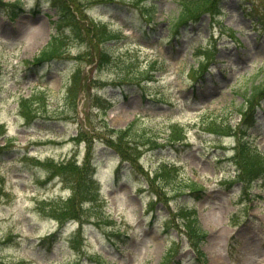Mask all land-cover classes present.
I'll return each mask as SVG.
<instances>
[{
    "label": "rangeland",
    "instance_id": "obj_1",
    "mask_svg": "<svg viewBox=\"0 0 264 264\" xmlns=\"http://www.w3.org/2000/svg\"><path fill=\"white\" fill-rule=\"evenodd\" d=\"M181 1L154 0L156 30L149 40L148 28H139L143 15L138 10L120 6V12L118 6L106 5L86 8L88 16L120 28L127 38L118 42H106L102 35L86 29L80 40H74L71 27L56 25L61 19L49 3L41 2L40 11L34 12L36 1L25 0L26 12L11 20L0 11V146H5L0 150V181H5L0 186V264H101L96 254L109 264H200L173 216V210L182 205L196 209L199 222L209 233L208 243L203 244L208 264H264V178L252 184L244 182L241 187L233 181L238 176L234 177L235 166L230 162L242 95L264 77V28L257 23L258 18L264 21V0H223L215 23L206 14L194 26L179 27V39L165 40ZM247 1L249 6L255 5L253 15H246L250 11ZM55 34L64 37L63 56L50 65L30 69L28 62ZM129 47L142 48V65L150 60L164 62L166 70L158 75L160 85L152 87L150 93L164 95L173 105L152 103L138 92L123 98L122 91L113 86L114 78L131 76L138 66L137 61L133 67L123 61L116 64L119 60L114 57ZM103 50L108 54L118 51L107 67L99 58ZM203 53L213 54V61L199 88L190 74L203 62ZM78 69L93 98L95 94L107 98L110 106L105 120L111 128H125L140 116L146 133L162 142L170 122L183 125L188 133L183 147L145 148L142 163L151 171L163 161L174 163L178 171L168 168L173 175L178 174L176 180L188 175L206 190L205 197L196 201L189 192L178 198L167 187L169 205L157 202L150 208L148 204L156 197L149 193L145 178L135 179L129 164L102 142H95L96 168H90V175L97 182L98 200L81 201H89L84 203L83 213L90 223L82 230L84 247L79 262L73 248L77 224L60 228L49 217L51 206H59V197L71 194V185L60 177L49 180L44 163L79 154L78 164H84L86 145L72 140L79 126L90 130L83 111L91 102L82 96L79 107L71 113L46 109L32 124H26L17 109L20 99L30 97L35 90L47 88L63 95ZM105 82L109 86L104 94L96 87ZM61 104L63 101L53 100L51 108ZM257 116L260 121L249 134L264 152V113L259 111ZM101 118L92 116L95 129L101 128ZM211 123L221 132L209 131ZM168 252L172 256L166 260Z\"/></svg>",
    "mask_w": 264,
    "mask_h": 264
},
{
    "label": "trees",
    "instance_id": "obj_2",
    "mask_svg": "<svg viewBox=\"0 0 264 264\" xmlns=\"http://www.w3.org/2000/svg\"><path fill=\"white\" fill-rule=\"evenodd\" d=\"M56 8L57 14L60 16L61 21L57 23L67 24L71 27V30L76 34L74 40H80L84 29L89 32H94L96 35H102L105 37V41L118 42L122 39L127 38L122 34L119 28H115L111 23L94 22L87 15L86 8H91L94 5L106 4L111 5L114 0H50ZM221 0H182L178 15L173 17L170 22L171 37H174L177 33V28L183 24H187L189 20L198 19L203 14H210L215 17L219 12V3ZM129 5L136 6L141 11L142 15L145 16L147 22L150 24L154 20L155 15V4L152 5L148 0H131L128 2ZM0 7L4 8L11 17L17 15V11L23 9L22 0H18L14 3H4L0 0ZM255 5H252L251 13H254ZM258 22H264L262 19H258ZM103 23V24H102ZM82 25L84 27H82ZM153 31V28L151 29ZM65 41L64 37L55 34L52 36L49 44L35 57L34 65L38 66L45 62L52 63L57 58L62 57L64 52ZM123 51V49L121 50ZM118 51L111 52V54L103 50L100 53V60L104 67L109 65V61L115 56ZM138 52V54H137ZM140 50L135 48H126L125 52H122L116 62H124L126 65L133 67V62L137 61V67L134 71H131V76L122 75L116 79V85L122 86L123 88H140L144 93H150L152 87L159 86V79L155 76V71H165L166 67L164 62L159 60L151 62L148 67L143 66L140 63ZM111 55V56H110ZM110 56V57H109ZM112 57V58H111ZM213 59V54H208L204 64H207ZM96 60V59H95ZM93 60L92 62H94ZM203 64V65H204ZM147 67V68H146ZM205 66H201L199 69H193L190 77L196 80L200 77V73ZM197 76V78H195ZM86 78H88L85 75ZM152 81L153 86L149 84ZM106 86V83H101L98 89ZM89 95L91 97L90 111L85 113L86 125H90V130L79 128V135L74 139L78 142H86L88 145V156L85 159L83 166H79L75 159V156L68 160L56 162L54 159H48L44 163L49 173V180L54 177H60L66 185H71L72 195L66 200H60L59 206L52 205L50 208L49 217L64 222L70 218L78 219L83 221V206L81 201L91 199L90 201L95 202L97 199L95 193V180L89 174L88 161L92 155V144L95 139L104 141L108 146L113 147L119 152L125 159L129 160L137 170L144 173L141 167L138 165V157L144 152L145 148L154 149L165 144H177L182 143L186 136V129L179 123L170 124L169 131L170 135L165 139V144L159 143L158 138L153 137L148 132L146 133L145 120L138 118L133 121L129 126L124 129H113L106 121L101 118L102 126L100 129H95L92 121L94 114L100 115V110H103L106 102L102 99V96L93 94L87 88V80L82 79L80 69L73 72L71 79L67 82L66 91L63 95L52 93L48 89L35 90L29 98H23L19 106L20 115L26 120L28 124L36 121L46 109H52L54 111H60L59 114L64 112L71 113L72 110H76L78 107V100L80 94ZM153 103H165L170 101L164 95L156 94L155 96L150 93ZM264 94V77L259 83H253L252 86L243 94V108L240 113L245 121L258 102L259 98ZM53 100H57L59 103L63 101V104L56 108H51ZM98 108V113H94L93 109ZM101 116V115H100ZM215 124V123H211ZM217 128H215L216 130ZM2 128H0V133ZM243 131V130H241ZM5 147H0L3 150ZM236 165L240 172L239 178L246 184H251L252 180L256 178L261 172L264 171V159L258 151L248 146L247 144L240 143L236 148ZM168 165H163L158 168L154 174V178L150 179L151 191L157 192L161 201H168L165 197L167 195L166 188L169 187L170 193H175L177 197L182 196L186 192L192 193L193 196L200 197L202 194V188L199 187L196 182L191 179L182 176L177 177L171 173ZM145 174V173H144ZM148 175V174H146ZM5 181H0V186H3ZM90 186V187H89ZM153 206L154 203H151ZM174 219L178 221L181 232L187 235L192 246L197 252L198 259L201 260L204 254L201 251V246L206 242L207 234L203 231L200 223L193 210H190L187 206H182L179 210L174 213ZM74 246L78 249L79 237H77ZM102 262V261H101Z\"/></svg>",
    "mask_w": 264,
    "mask_h": 264
}]
</instances>
